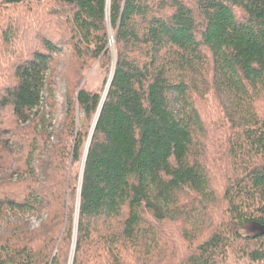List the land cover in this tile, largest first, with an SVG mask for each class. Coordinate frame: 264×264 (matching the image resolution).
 I'll return each mask as SVG.
<instances>
[{"label": "trees", "instance_id": "trees-1", "mask_svg": "<svg viewBox=\"0 0 264 264\" xmlns=\"http://www.w3.org/2000/svg\"><path fill=\"white\" fill-rule=\"evenodd\" d=\"M5 170L0 264H264V0H0Z\"/></svg>", "mask_w": 264, "mask_h": 264}, {"label": "rangeland", "instance_id": "rangeland-1", "mask_svg": "<svg viewBox=\"0 0 264 264\" xmlns=\"http://www.w3.org/2000/svg\"><path fill=\"white\" fill-rule=\"evenodd\" d=\"M109 46L111 48V50H113V36L110 35V43ZM105 77V72L104 70L100 69L98 64L95 63L94 65H92L91 68L88 69L81 85H84V88L91 91V90H98L100 89V87H102L103 85V80ZM208 99L211 101L212 105L214 106V111H216V102L213 100V98L211 96H208ZM58 105H57V115L55 116V119L52 121L53 126H59V122L61 120V116H62V104H61V98L60 95L58 94ZM218 110L220 111V109L218 108ZM36 161L33 162V165L35 166ZM82 161L75 164L72 167V174L77 176L76 180H75V187L73 188V190L70 192V199H69V204L73 207V209L75 210L74 212V219L76 217V209H78V202H79V191H80V176L82 174ZM10 170H5L4 172H0V179L3 177V175H9L10 174ZM16 179V177L12 178V181L14 182ZM195 216V217H194ZM192 216L193 220L195 223H198L202 220V216L199 214H196ZM14 220H12L11 222H13ZM20 221V222H19ZM19 225L22 226L23 228H32V227H36L40 220L36 217H31L29 219H19ZM5 223L3 221H0V231L3 232L5 231ZM246 231H248L249 233L251 232V230L249 231V228H246ZM254 231V230H252ZM257 232V231H255Z\"/></svg>", "mask_w": 264, "mask_h": 264}, {"label": "water", "instance_id": "water-1", "mask_svg": "<svg viewBox=\"0 0 264 264\" xmlns=\"http://www.w3.org/2000/svg\"><path fill=\"white\" fill-rule=\"evenodd\" d=\"M252 230H254V232L257 231L258 235L264 234V226L257 225V226H254Z\"/></svg>", "mask_w": 264, "mask_h": 264}]
</instances>
